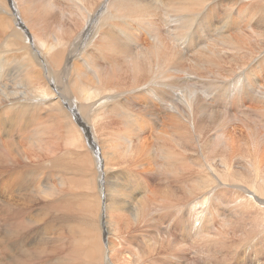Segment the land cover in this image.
Returning a JSON list of instances; mask_svg holds the SVG:
<instances>
[{
    "label": "rangeland",
    "instance_id": "374dc122",
    "mask_svg": "<svg viewBox=\"0 0 264 264\" xmlns=\"http://www.w3.org/2000/svg\"><path fill=\"white\" fill-rule=\"evenodd\" d=\"M46 1L52 4L47 21L34 30L24 5L19 15L15 11L9 35L0 31V111L9 112L7 120L0 115V153L7 154L0 156V264H87L75 248L92 219L104 250L99 264H107L104 256L109 264H264V195L254 188H264V17L254 10L261 0H201L200 5L185 7L173 0L168 15L160 0H137L141 11L134 14L122 11L118 3L123 0H106L105 25L113 28L118 42L131 45V52L142 57V48H153L155 33L164 53L156 52L160 57L143 64L139 87L134 89L125 55L105 59L96 52V62L104 66L120 61L112 72L121 92L118 85L101 89L107 75L100 73L97 79L94 64L74 56L83 43L71 46L74 58L64 75L68 84L80 80L86 91L64 89L60 93L68 96L66 102L60 97L55 101L62 100L80 129L77 143L57 120L60 110L55 101L29 102L42 99L40 89H46L43 62L34 61L32 54L36 47L47 52L49 42L55 47L54 26L61 21L68 25L67 35L73 23L79 32L83 20L77 6L93 3L41 4ZM95 1H100L99 8L102 1ZM124 6L134 7L131 2ZM15 20L25 24V34ZM29 34L34 39L25 43L23 37ZM26 59L31 64H25ZM21 73H29L32 99L19 93L21 82L15 77ZM121 75L126 80H120ZM16 95L22 100L11 103ZM70 101L77 103L76 108L64 107ZM22 103L29 107L18 108ZM9 142L18 147L16 153L8 148ZM123 145L127 147L122 149ZM128 146L133 158L126 154ZM234 156L237 164L230 162Z\"/></svg>",
    "mask_w": 264,
    "mask_h": 264
},
{
    "label": "bare ground",
    "instance_id": "6f19581e",
    "mask_svg": "<svg viewBox=\"0 0 264 264\" xmlns=\"http://www.w3.org/2000/svg\"><path fill=\"white\" fill-rule=\"evenodd\" d=\"M7 1L8 0H3V3L2 4H0V31H2L1 33L2 34H7L8 33V31H9V29H12L13 27H12V23H11V21H12V19L13 18H16V16H15V11H17V13H18V15H19V13H20V10L24 7V5H25V7H26V20H28V21H30V26L33 28V30H34V27L38 24V23H40V22H43V21H47L46 20V15L47 14H49L50 12H49V10L52 8V4H51V2H47L46 1V3L45 4H41V1L42 0H39V1H36V0H9V2H11V5H8L7 4ZM82 1H84V2H89L90 0H82ZM92 1V3L93 4H86V5H83L82 6V4H78V8L80 9V15L82 16V20H83V22H81V28H80V30H79V32H76V28H78L79 27V25H78V27H76V25H75V23H73L70 27H69V35H67V33H64V32H67V28H68V25L67 24H65V22H59L58 24H56L54 27L55 28H57V35L55 36V40H56V44H55V47L54 46H52L51 45V43L49 42L47 45H48V50H47V52L46 51H41L39 48H34V52H33V54H32V58H33V60L34 61H36V62H43V65H44V70H45V72H46V82L44 83V88L46 87V89H40V92H39V94H41V95H45V96H43L42 97V99H40L39 101H36V100H30L29 102L30 103H38V102H41L42 104L44 103V102H46V101H49V100H53V101H55V99H57L58 97H60L64 102H66V99H67V97L68 96H65V95H62L60 92H62V90H71V89H75V90H78L79 88L81 89V92H85L86 90L84 89V87H82V85H81V81L80 80H78V79H74L75 80V82H74V80L71 82V83H67V80H66V78H65V75H66V72H65V69H67V65H69V61L72 59V58H74V56L75 57H79V58H81V60H83V62L85 63V64H88V63H93L94 65H93V67H94V75L96 76V78L98 79V74H100V73H102V74H105V75H107L106 77H105V80H103V83H101L100 85H101V89L103 88V89H106L107 90V88H109V87H111V86H119V91L121 90V88H120V82L118 81V80H116L117 78H115L114 79V77H113V75H114V72H112L113 70H117L118 69V67H119V63H120V61H114L113 62V65H108V66H104L103 64H101V63H98V62H96L97 60H95V56H97V54H96V52L98 53V54H100L101 55V58H105V59H107V57H109V58H113V57H115V56H117V55H125L126 56V58L127 59H129V64H130V80H128V81H130V84H131V87L132 88H134V89H136V88H138L139 87V78H140V76L143 74V71H142V68H143V64L146 62V61H148V60H153V58H158V57H160V56H155L156 55V52H160V51H162L161 49H160V47H159V41H158V39H159V37H158V34H153V35H155V38L153 39L152 37V39L153 40H155V42H153V45L152 44H150V45H152L153 46V48L151 49V50H147V49H141V55L140 56H142V57H139V54L140 53H136L135 51V53H133V52H131V45H127V44H124L123 42H118L117 41V39H116V36L114 35V33L112 32V29H110V28H108V26H106L107 24L105 23L106 22V19L105 18H107V17H104V15H103V8H104V6H105V4L106 3H108L106 0H101L102 1V3H101V5L99 6V8H97V5L100 3V1L99 2H97V1H95L94 2V0H91ZM159 1V0H158ZM178 4H180V6L182 7V5H184L183 7H185V6H197V5H200L199 3L201 2V0H175ZM0 2H2V1H0ZM79 2V1H78ZM113 2H116V1H113ZM123 2V3H122ZM122 2H119L118 3V5L119 4H121V9H122V11H123V9H126L127 11H123V12H125V13H127V14H134L137 10H139V11H141L140 10V7H139V4H138V2H137V0H131V1H128V0H123ZM129 2H131V5L132 6H134V7H130L129 9H127V7L126 6H124L125 4H129ZM159 3H161V5L164 7V9L165 10H167L166 12H167V15H168V13L170 14L173 10H172V7H174L173 5H174V3H173V0H160L159 1ZM203 3V2H202ZM110 4V3H109ZM169 4H171L170 5V7H169V9H167V5H169ZM250 4V3H249ZM111 5H113V4H111ZM258 5H261V6H258ZM257 5V8L256 9H254L255 10V15L256 16H258V17H264V0H261V4H258ZM110 6V5H109ZM256 6V5H255ZM92 7V8H91ZM113 8V7H112ZM157 8V7H156ZM162 8V7H161ZM46 10V13L44 12ZM76 10H77V8H76ZM190 10H192V9H190ZM138 11V12H139ZM10 12H12L13 13V17L11 18V20L9 21V14H11ZM55 12V11H54ZM77 12V11H76ZM105 12V11H104ZM52 13H53V11H52ZM78 13V12H77ZM107 13V12H106ZM113 13V12H112ZM190 13V12H189ZM139 14V13H138ZM194 14V13H193ZM203 14V13H202ZM17 15V16H18ZM200 15V14H199ZM254 15V16H255ZM93 16V17H92ZM105 16H106V14H105ZM134 16V15H133ZM255 16V17H256ZM24 17V16H23ZM91 17H92V20H93V22L95 23V31H93V32H91L90 30H89V23H90V20H91ZM168 17V16H167ZM171 17H173V18H175L176 17V15H175V13L171 16ZM197 17V16H196ZM226 17V16H225ZM52 18V17H51ZM80 18L81 17H79V19L78 20H80ZM191 18V17H190ZM198 18V17H197ZM197 18H195V19H197ZM200 18V17H199ZM227 18V17H226ZM49 19H50V17H49ZM126 19V18H125ZM192 19V18H191ZM195 19H193V20H195ZM261 19V18H260ZM70 21H73L72 19H70ZM111 21V20H110ZM173 21V20H172ZM190 21V20H189ZM230 21V20H229ZM51 22V21H50ZM49 22V23H50ZM188 22V21H187ZM193 22V21H192ZM28 23V22H27ZM77 23V22H76ZM201 23V22H200ZM14 24L15 25H18V24H20V27H18V28H20L21 29V31L22 32H24V34L27 32L26 31V28H25V24L23 23V22H21V21H19V20H15L14 21ZM80 24V23H79ZM106 24V25H105ZM38 26H39V24H38ZM45 26V25H44ZM52 25H50V27H51ZM149 26V25H148ZM41 27V26H40ZM48 27H49V25H48ZM110 27V26H109ZM137 27H138V25H137ZM47 28V27H46ZM52 28V27H51ZM124 28V27H123ZM145 28V27H144ZM37 29H38V27H37ZM127 29V28H126ZM125 29V30H126ZM147 29V28H146ZM123 30V29H122ZM5 31V32H4ZM11 31V30H10ZM45 31V30H44ZM129 31V30H128ZM128 31H127V33H128ZM150 31H152V32H155V31H153L152 29H150ZM149 31V32H150ZM188 31V30H187ZM195 31V30H194ZM47 32V31H46ZM62 32V34H60ZM124 32V31H123ZM148 32V31H147ZM16 33V32H15ZM121 33V32H120ZM158 33V32H157ZM116 34V33H115ZM7 35H9V34H7ZM12 35V34H11ZM19 35V34H18ZM130 35V34H129ZM27 36V35H26ZM50 36V35H49ZM96 37V36H98V37H96V39L94 40V42H92L93 41V38L94 37ZM126 36V35H125ZM9 37V36H8ZM13 38V37H12ZM25 40H24V42L26 43H28V42H31V40L32 39H34V36H32V35H28L27 37H23ZM46 38H47V36H46ZM52 38V37H51ZM50 38V39H51ZM119 38V37H118ZM8 39V38H7ZM125 39H131V41L133 42V44H134V40L129 36V38H128V36H126L125 37ZM135 39V38H134ZM3 40H5V39H3ZM45 40V39H44ZM119 40V39H118ZM188 40V39H187ZM7 41V40H6ZM36 41V40H35ZM127 41H129V40H127ZM264 41V40H263ZM12 42V41H11ZM15 42V41H14ZM13 43V42H12ZM41 43V42H40ZM80 43H83V45H82V47L80 48V46L78 47V49L76 50V52H78V55H74L73 54V52L71 51V46L72 45H74V44H80ZM131 43V42H130ZM2 44V43H1ZM6 44V43H5ZM14 45H15V43H14ZM18 45V44H17ZM25 45V44H24ZM137 45H138V42L137 43H135V46L137 47ZM149 45V44H148ZM235 45H237L236 43H235ZM234 45V46H235ZM135 46H134V48H135ZM5 47V46H4ZM7 47V46H6ZM139 47V46H138ZM8 48V47H7ZM13 48H15L14 46H13ZM30 48V47H29ZM59 50H58V49ZM12 49V48H11ZM19 49H20V47H19ZM24 49V48H23ZM74 49V48H73ZM140 49V48H139ZM6 50V49H5ZM13 50H15V49H13ZM133 50V49H132ZM8 51V50H7ZM30 51V50H29ZM6 52V51H5ZM10 52V51H9ZM139 52V51H138ZM13 53H14V51H13ZM18 53H19V51H18ZM162 53H164L163 51H162ZM74 56H73V55ZM0 55H2V54H0ZM4 56V55H3ZM11 56H12V54H11ZM23 56V55H22ZM104 56V57H103ZM9 57V56H8ZM12 57H14V55L12 56ZM162 57V56H161ZM17 58V57H16ZM98 58H100V56H98ZM10 59V58H9ZM12 59V58H11ZM97 59V58H96ZM3 61V60H2ZM12 61H15V60H12ZM12 61L10 62L11 64H13L12 63ZM101 61H102V59H101ZM74 62V61H73ZM16 62H14V64H15ZM82 63V62H81ZM5 64V63H4ZM11 64H9L10 65V67H11ZM19 64V63H18ZM25 64H27V65H29V64H31L30 63V61H29V59H26L25 60ZM79 64H80V62H79ZM78 64V65H79ZM77 65H75V67H76ZM89 66V65H88ZM5 67V66H4ZM158 67H159V64H158ZM63 68V69H62ZM77 68H80V67H78L77 66ZM91 68V67H90ZM7 69V68H6ZM15 69H16V66H15ZM75 69V68H74ZM14 70V69H13ZM14 71H16V70H14ZM32 71V70H31ZM34 72V71H33ZM75 72V71H74ZM79 72V71H78ZM81 72V71H80ZM4 73H5V71H4ZM30 73V72H29ZM28 73V74H29ZM62 73V77H60V74ZM28 74L27 73H21L20 75H19V78H18V76L17 77H15V79H17L18 81H20L21 82V85L19 84L18 85V88L20 89V94H22V95H24L25 97H26V99H32L31 98V95H30V93H29V91H28V89H30V85H29V76H28ZM65 74V75H64ZM2 76V75H1ZM3 76H6V75H3ZM8 76V75H7ZM237 76H239V75H237ZM14 77V76H13ZM71 77V76H70ZM126 76H124V75H121V77H119V79L120 78H122V79H120V80H126V78H125ZM34 78V77H33ZM44 79H45V77H44ZM128 79V78H127ZM43 80V79H42ZM41 80V81H42ZM101 81V80H100ZM100 81H98L99 83H100ZM14 82H16V80L14 81ZM38 82V81H37ZM126 82V81H125ZM40 83H42V82H40ZM128 83V82H127ZM7 85V84H6ZM34 85V84H33ZM39 85V83L36 85V86H38ZM15 86V85H14ZM153 86V85H152ZM34 87V86H33ZM42 87V86H41ZM150 87V86H149ZM9 88V87H8ZM7 88V89H8ZM43 88V87H42ZM124 88H125V86H124ZM150 89H152L151 87H150ZM6 90V89H5ZM9 90V89H8ZM33 90V89H32ZM38 90V89H37ZM97 90V89H96ZM99 90V89H98ZM15 91V90H14ZM35 91V90H34ZM72 91V90H71ZM117 91V90H116ZM123 90H121V92H122ZM134 91V90H133ZM136 91V90H135ZM73 92V91H72ZM78 92H79V90H78ZM93 92V91H92ZM106 92V91H105ZM126 92V91H125ZM124 92V93H125ZM147 92V91H146ZM16 94H17V91L15 92ZM99 93V92H98ZM103 93V92H102ZM107 93V92H106ZM138 93V92H137ZM11 94H12V92H11ZM14 94V93H13ZM37 94V93H36ZM74 94H76V93H71V95L72 96H74ZM90 94H92V93H90ZM94 94V93H93ZM92 94V95H93ZM100 94V93H99ZM113 94V93H112ZM120 94H122V93H118L117 95L119 96ZM130 94V93H129ZM133 94V93H132ZM95 95H97V94H95ZM109 95V94H108ZM100 96V98H108L109 96ZM128 95V94H127ZM153 95V94H152ZM87 96H89V94L87 95ZM124 96V95H123ZM126 96V95H125ZM21 97V96H20ZM37 97V96H36ZM92 97V96H91ZM97 97H99V96H97ZM117 97V96H116ZM128 97V96H127ZM154 97V96H153ZM13 98V97H12ZM78 98V97H77ZM80 98H81V95H80ZM79 98V99H80ZM88 98V97H87ZM123 98H125V97H123ZM70 99H72V98H70ZM91 99V98H90ZM94 99V98H93ZM20 100H22V97L21 98H19V96L18 95H16V96H14V98H13V100H11L10 102L12 103L13 101H15V102H17L18 103V101H20ZM62 100H56L55 102H56V104H58L59 105V112H58V114H59V116H57V120H61L62 121V123H63V125H64V127H65V130L66 131H68V132H70L71 133V135H73L74 136V138H75V142L77 141L76 140V138H77V135H78V130H80V129H78L77 127H76V123L75 122H73L71 119H70V117H68V115L67 114H69V112L66 110H64L63 109V105H61L63 102H62ZM78 100V99H77ZM98 100V99H97ZM5 101V100H4ZM99 101V100H98ZM116 101V100H115ZM14 102V103H15ZM28 102V101H27ZM161 102V101H160ZM8 103V102H7ZM13 103V104H14ZM97 103V102H96ZM124 103H125V101H124ZM68 104V107H66V105L64 106L65 108H67V109H74V108H76V104H75V102L74 101H70L69 103H67ZM80 104V103H79ZM94 104V103H93ZM92 104V105H93ZM121 104H122V102H121ZM202 104V103H201ZM1 105V104H0ZM15 105V104H14ZM54 105V104H53ZM89 105V104H88ZM28 106V104H19L18 105V108H20V109H23V108H26ZM80 106V105H79ZM202 106V105H201ZM29 107V106H28ZM32 107V106H31ZM82 107V106H81ZM17 108V107H16ZM80 108V107H79ZM83 108H85V107H83ZM88 108V107H87ZM97 108V107H96ZM14 109V108H13ZM19 109V110H20ZM31 109V108H30ZM34 109V108H33ZM55 109H57V108H55ZM9 110V109H8ZM25 110V109H24ZM32 110V109H31ZM35 110V109H34ZM203 110V113H205V109H202ZM15 111V110H14ZM21 112H22V110H20ZM30 111V110H29ZM28 111V112H29ZM81 112H82V110H81ZM109 112V111H108ZM111 112V111H110ZM23 113H24V115H25V111H23ZM80 113V112H79ZM27 114V113H26ZM0 115L2 116V118L5 120L7 117V115H9V112L8 111H5V110H1L0 111ZM111 115V114H110ZM113 115V114H112ZM117 115V114H116ZM119 115V114H118ZM84 116V115H83ZM114 116V115H113ZM14 117V116H13ZM81 117V116H80ZM85 117V116H84ZM119 117V116H118ZM137 117V116H136ZM135 117V118H136ZM1 118V117H0ZM9 118V117H8ZM61 118V119H60ZM25 119V118H24ZM81 119V118H80ZM100 119V118H99ZM123 119V118H122ZM7 120V119H6ZM29 120V122L30 121H32L31 119H28ZM36 122V121H35ZM76 122H77V120H76ZM80 122V121H79ZM32 123V122H31ZM34 123V122H33ZM134 123V122H133ZM4 124L5 125H7V122L5 121L4 122ZM90 124V123H89ZM8 125H9V123H8ZM100 125V124H99ZM132 125V124H131ZM130 125V126H131ZM80 126V125H79ZM129 126V125H128ZM129 126V127H130ZM133 126V125H132ZM173 126V125H172ZM85 127H86V125H85ZM137 128V127H136ZM169 128V127H168ZM5 129V128H4ZM46 129L48 130V129H51V130H53V125H47L46 126ZM121 129V128H120ZM135 129V128H134ZM83 130V129H82ZM133 130V129H132ZM139 130V129H138ZM100 131V130H99ZM131 131V130H130ZM134 132H135V130H133ZM132 131V132H133ZM137 131V130H136ZM83 132V131H82ZM87 132V131H86ZM161 132V131H160ZM7 133V132H6ZM5 133V134H6ZM20 133V132H19ZM89 133H91V132H89ZM102 133V132H101ZM109 133V132H108ZM116 133V132H115ZM0 134H1V132H0ZM9 134V133H8ZM33 134V133H32ZM35 134H36V132H35ZM35 134H33V135H35ZM106 134V133H105ZM114 133H112V135H113ZM159 134V133H158ZM2 135V134H1ZM7 135V134H6ZM11 135V134H10ZM100 135V134H99ZM126 135H128V133H126ZM125 135V136H126ZM136 136H137V134H136ZM135 136V137H136ZM139 136V135H138ZM137 136V137H138ZM3 137H4V135H3ZM31 137V136H30ZM70 137H72V136H70ZM92 136H90V138H91ZM116 137V136H115ZM158 137H160V136H158ZM11 138V137H10ZM69 138V137H68ZM68 138H67V140L66 141H68ZM88 138V137H87ZM122 138V137H121ZM125 138V137H124ZM30 139V138H29ZM36 139V138H35ZM72 139V138H71ZM130 139V138H129ZM133 139V138H132ZM33 140H34V136H33ZM74 140V139H73ZM72 140V141H73ZM91 140V139H90ZM105 140V139H104ZM128 140V139H127ZM135 140V139H134ZM30 141H32V140H30ZM35 141V140H34ZM65 141V142H66ZM71 141V140H70ZM107 141V140H106ZM121 141L124 143V141L121 139ZM140 141V140H139ZM11 142V141H10ZM9 142V143H10ZM36 142V141H35ZM74 142V141H73ZM91 142H92V140H91ZM95 142V141H94ZM93 142V143H94ZM108 142V141H107ZM155 142V141H154ZM33 143V142H32ZM67 143V142H66ZM65 143V146L68 144V143H70V142H68L67 144ZM77 143V142H76ZM79 143V142H78ZM103 143V142H102ZM129 142H127L126 144H128ZM138 143L139 142H137V146H138ZM185 143V142H184ZM14 143L12 142V143H10V144H8V148L10 149V148H13V150L15 151V153L18 151V147H15L14 145H13ZM71 144V143H70ZM107 144V143H106ZM120 144V143H119ZM130 144V143H129ZM134 144V143H133ZM69 145V144H68ZM71 145H73V144H71ZM70 145V146H71ZM76 145V144H75ZM88 145V144H87ZM91 145V144H90ZM121 145V144H120ZM125 145V144H124ZM123 145V148H122V146H120L122 149H124L125 147H127V146H124ZM183 145V144H182ZM3 146H5V145H3ZM109 146V145H108ZM112 146V145H111ZM142 146V145H141ZM119 147V146H118ZM135 147H136V145H135ZM138 147H140V146H138ZM79 148V147H78ZM77 148V149H78ZM84 148V147H83ZM112 148V147H111ZM137 148V147H136ZM161 148V147H160ZM185 148V147H184ZM5 150L7 149V147L6 148H4ZM63 149V148H62ZM62 149H61V151H62ZM92 149H94L93 148V146H92ZM162 149V148H161ZM2 150V149H1ZM79 150V149H78ZM103 150V149H102ZM129 150V151H128ZM128 150H126L125 149V151H128L126 154H127V156L128 155H130L131 157H132V155H133V153H134V151H132V147H129L128 146ZM148 150V149H147ZM146 150V151H147ZM60 151V152H61ZM69 151V150H68ZM82 151H83V149H82ZM85 151H87V150H85ZM106 151V150H105ZM109 151H113V150H109ZM118 151V150H117ZM120 151V150H119ZM135 151H137L136 149H135ZM151 151V150H150ZM163 151V150H162ZM59 152V153H60ZM63 152H67V151H65V150H63ZM70 152V151H69ZM72 152V151H71ZM87 152H89V150L87 151ZM138 152V151H137ZM144 152V151H143ZM247 152V151H246ZM8 154H11V152H7ZM21 153V152H20ZM114 153V152H113ZM116 153V152H115ZM142 153V152H141ZM162 153V152H161ZM163 153H164V151H163ZM248 153V152H247ZM4 154V156L5 157H7V154H6V152H1L0 153V156L1 155H3ZM108 154V153H107ZM125 154V153H124ZM135 154V153H134ZM144 154V153H143ZM147 154H149V153H147ZM166 154V153H165ZM86 155V154H85ZM168 155H170V154H168ZM181 155V154H180ZM242 155V154H241ZM71 156V155H70ZM114 156V155H113ZM135 156V155H134ZM167 156V155H166ZM173 156V155H172ZM118 157V156H117ZM177 157V156H176ZM238 157V156H237ZM54 158H56V157H54ZM119 158V157H118ZM117 158V159H118ZM133 158V157H132ZM168 158V157H167ZM181 158V157H180ZM222 158H219L218 157V161H220ZM231 159L232 160H230V162L231 161H234L235 162V160H237L236 159V156H234V157H231ZM53 160V159H52ZM69 160V159H68ZM94 160V159H93ZM114 160V159H113ZM131 160V159H130ZM9 161H10V159H9ZM58 161V160H57ZM89 161V160H88ZM119 161V160H118ZM170 161V160H169ZM227 161V160H226ZM76 162V161H75ZM116 162V161H115ZM125 162V161H124ZM159 162V161H158ZM175 162V161H174ZM193 162V161H192ZM214 162V161H213ZM213 162H212V164H213ZM237 162V161H236ZM235 162V163H236ZM246 162H247V160H246ZM78 163V162H77ZM118 163V162H117ZM127 163V162H126ZM167 163V162H166ZM172 163V162H171ZM179 163V162H178ZM223 163H225V160L223 159V162H222V164ZM237 164V163H236ZM83 165V164H82ZM122 165V164H121ZM171 165H173V164H171ZM180 165V164H179ZM228 165V163L226 162L225 164H224V168L225 169H229L230 167L229 166H227ZM230 165V164H229ZM49 166V165H48ZM77 166V165H76ZM81 166V165H80ZM86 166V165H85ZM168 166V165H167ZM36 167V166H35ZM88 167V166H87ZM59 168H60V166H59ZM73 168V167H72ZM86 168V167H85ZM90 168V167H89ZM88 168V169H89ZM113 167H111V169H112ZM1 169V168H0ZM93 169V168H92ZM103 169H105L104 167H103ZM108 169V168H107ZM115 169V168H114ZM231 169H233V168H231ZM56 170V169H55ZM65 170V169H64ZM63 170V171H64ZM82 171V170H81ZM108 171V170H107ZM106 171V172H107ZM44 172V171H43ZM65 172H66V170H65ZM106 172H105V175H106ZM110 172V171H109ZM227 172H228V170H227ZM111 173V172H110ZM113 173V172H112ZM111 173V174H112ZM57 174H58V172H57ZM129 174V173H128ZM95 175V174H94ZM97 175H98V173H97ZM50 176V175H49ZM99 176V175H98ZM114 176V175H113ZM51 177V176H50ZM105 177V176H104ZM109 177H110V175H109ZM34 178V177H33ZM36 178V177H35ZM38 178V177H37ZM99 178V177H98ZM117 178V177H116ZM123 179V178H122ZM48 180V179H47ZM39 181V180H38ZM50 182V181H49ZM115 182V181H114ZM109 183V182H108ZM131 183V182H130ZM216 183V182H215ZM29 184V183H28ZM87 185H88V183H87ZM104 185V184H103ZM110 185V184H109ZM215 186V185H214ZM88 188H90L89 186H87ZM92 187V186H91ZM217 187V186H216ZM16 188V187H15ZM24 187H22L21 189H23ZM26 188V187H25ZM49 188V187H48ZM255 188V192L257 191V193L259 194H263L264 195V188L263 187H261L260 185H257V186H255L254 187ZM17 189H18V187H17ZM16 189V190H17ZM124 189V188H123ZM47 190V189H46ZM91 190V189H90ZM92 192H93V190H91ZM159 191V190H158ZM206 191V190H205ZM212 191V190H211ZM21 192V191H20ZM106 192H108V191H106ZM207 193H208V190H207ZM215 194V193H214ZM259 194V195H260ZM112 195V194H111ZM114 196H115V194H113ZM240 196V195H239ZM112 197V196H111ZM188 197V196H187ZM220 197V196H219ZM113 198V197H112ZM257 198V197H256ZM189 199V198H188ZM209 199V198H208ZM4 200V199H3ZM14 200V199H13ZM13 200H10V201H13ZM114 200H115V198H114ZM117 200V199H116ZM218 202V201H217ZM115 203V202H114ZM118 204V203H117ZM1 206L3 207V205L1 204ZM112 206H113V204H112ZM112 206H110L109 208H111ZM116 207H118V206H116ZM203 207V206H202ZM194 208V207H193ZM113 209V208H112ZM195 209V208H194ZM192 210V209H191ZM95 211V210H94ZM118 211V210H117ZM180 211H182V210H180ZM237 211V210H236ZM106 212V211H105ZM104 212V213H105ZM133 212V211H132ZM89 213H91V212H89ZM95 213V212H94ZM179 213V212H178ZM177 214V213H176ZM242 214V213H241ZM96 215V214H95ZM94 215V216H95ZM109 215V214H108ZM198 215V214H197ZM133 216L136 218V216H137V214H133ZM95 218V217H94ZM198 218V217H197ZM201 219V218H200ZM189 221V220H188ZM200 222V221H199ZM201 227V226H200ZM93 228H95V230H96V233L95 234H93ZM203 228V227H202ZM205 229V228H204ZM196 230V229H195ZM189 231V230H188ZM202 231H204V230H202ZM194 234V233H193ZM169 239H170V237H168ZM192 241V240H191ZM183 243V242H182ZM103 244H102V242H101V234H100V230H99V227H98V225L96 224V222H95V224H94V220L92 219L90 222H88L87 223V226H86V229L84 230V235L81 237V243H78L77 244V246H76V248H75V251L76 252H81L82 253V255H83V257L85 258V260H88V263L87 264H95V263H98L99 264V262H100V260L102 261V258H103V246H102ZM210 245V244H209ZM121 246V245H120ZM183 248H184V246H183ZM211 248V247H210ZM148 249V248H147ZM103 250V251H102ZM140 252V251H139ZM149 254V253H148ZM147 254V255H148ZM136 255V254H135ZM141 257H143V256H141ZM28 258V257H27ZM35 258V256L32 258V259H34ZM140 258V257H139ZM104 260H105V262L107 263V264H109V262H108V258H105V256H104ZM44 261V260H43ZM13 264H16V263H13Z\"/></svg>",
    "mask_w": 264,
    "mask_h": 264
}]
</instances>
